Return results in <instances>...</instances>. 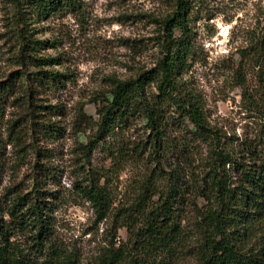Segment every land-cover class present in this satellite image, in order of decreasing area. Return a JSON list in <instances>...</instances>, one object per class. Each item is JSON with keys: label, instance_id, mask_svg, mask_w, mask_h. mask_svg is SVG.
Returning a JSON list of instances; mask_svg holds the SVG:
<instances>
[{"label": "rangeland", "instance_id": "1", "mask_svg": "<svg viewBox=\"0 0 264 264\" xmlns=\"http://www.w3.org/2000/svg\"><path fill=\"white\" fill-rule=\"evenodd\" d=\"M184 2L187 24L175 30L189 45L180 89L200 101L217 140L197 136L170 105L168 135L180 146L159 162L149 146L132 154L136 145L149 143L150 130L140 113L119 123L89 158L86 146L95 137L97 106L113 79L135 78L156 66L163 22L176 10V0H81L44 18L26 12L33 38L41 41L38 50L28 52L34 61L19 54L16 11L22 8L0 0V87L8 81L18 87L4 104L0 121V202L6 205L19 193L33 195L37 186L48 200L52 239L75 255L78 264H94L111 243L119 245L129 237L112 217L100 219L79 192L91 174L106 186L115 205L129 206L154 170L158 177L199 172L216 145L248 166L264 154V0ZM40 71L62 76L52 86L39 85L32 75ZM31 103L58 108L49 109L56 113L36 111L33 125L31 116H25L29 113H23ZM20 118L23 131L16 138L9 127ZM187 137L194 144L189 158L180 141ZM233 179L239 181V173Z\"/></svg>", "mask_w": 264, "mask_h": 264}, {"label": "trees", "instance_id": "2", "mask_svg": "<svg viewBox=\"0 0 264 264\" xmlns=\"http://www.w3.org/2000/svg\"><path fill=\"white\" fill-rule=\"evenodd\" d=\"M80 1L12 0L15 8H29L16 9L20 57L34 61L28 52L38 50L41 43L33 38L26 12L44 18L62 6L74 8ZM184 1L176 0V10L163 22L162 56L156 66L135 78L113 79L112 89L97 106V131L86 146L87 158L119 123L132 113H140L150 130L149 143L136 145L132 154L138 156L149 146L150 154L160 162L161 156L180 146L168 135L173 125L167 113L170 105L179 112V121H188L197 136L217 140L200 101L180 89L189 45L175 30L187 24L189 10ZM32 76L39 85L48 82L52 86L62 74L40 71ZM17 88L10 81L0 87V121L4 104ZM56 107L31 103L23 113H29L25 116H31L33 124L36 111L56 113L55 109L49 111ZM21 124L20 118L9 127L16 138L22 135ZM180 141L189 158L194 150L192 139ZM218 146L199 172L188 169L185 177L173 172L158 177L154 170L129 206L115 205L106 186L92 174L90 183L80 184L79 192L95 207L98 217H112L117 227H125L129 235L119 245L111 243L94 264H182L185 260L191 264H264V154L248 166ZM235 172L240 175L237 182L233 179ZM43 197L36 186L33 195L19 193L6 205L0 202V264H78L75 255L52 239L48 200Z\"/></svg>", "mask_w": 264, "mask_h": 264}]
</instances>
